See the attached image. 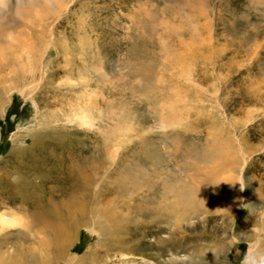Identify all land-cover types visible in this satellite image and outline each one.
<instances>
[{
  "label": "rangeland",
  "instance_id": "1",
  "mask_svg": "<svg viewBox=\"0 0 264 264\" xmlns=\"http://www.w3.org/2000/svg\"><path fill=\"white\" fill-rule=\"evenodd\" d=\"M0 38L3 263L23 254L44 263L42 235L32 230L22 250L19 224L1 225L23 217L14 189L62 186L61 160L91 158L94 186L158 190L140 196L150 212L168 211L165 187L182 189L193 215L173 232L177 254L150 247L98 260L95 251L96 261L73 264H241L246 251L264 248V0H20L3 13ZM85 108L90 125L79 121ZM97 241L80 227L53 264Z\"/></svg>",
  "mask_w": 264,
  "mask_h": 264
},
{
  "label": "bare ground",
  "instance_id": "2",
  "mask_svg": "<svg viewBox=\"0 0 264 264\" xmlns=\"http://www.w3.org/2000/svg\"><path fill=\"white\" fill-rule=\"evenodd\" d=\"M2 15L3 13H0V19L2 18ZM38 17H41V15ZM2 41H6L4 37ZM26 45H28L25 49L26 51L22 54H24L23 56L26 60L25 63L27 62V65L31 66L32 64L28 57L29 52H31V50L33 51L32 43H25V46ZM2 53L0 51V72L4 66L2 65L3 63H1L3 57ZM24 64L19 63V68L25 75L26 71L25 68H23ZM33 65L35 64L33 63ZM32 69L34 70V67H29V73L27 72V75H33L31 74L33 72ZM1 78L2 74L0 75V79ZM86 82L88 81L84 78L83 83H81L83 88L86 86ZM14 85L17 86V84ZM94 95L95 93L89 94L86 102L88 107L93 103L92 107H96L97 104L93 99ZM92 110L93 109H91V111ZM98 110L99 108L97 111ZM87 111L85 108V110L83 109L80 113L79 121L81 124L84 123V121L86 123H84L85 125L88 123L90 125L93 122L89 119L90 115L88 116ZM62 146L63 145L60 143L59 149H61ZM50 159L47 160L48 163H52V160ZM93 159L95 158H91V160ZM91 160L88 162L77 160L69 167L65 166L61 160V164H57L58 167L54 169L55 173L59 176H55L54 179L61 183L62 186L21 185L20 187L19 185V188L14 189V194H11V200L13 201L14 197L20 200L19 202L21 203L19 209L21 210L23 217L19 223L16 224L9 221L7 222L2 218L1 222L3 224L1 223V225H6L7 223V225H11L12 227L19 224V237L22 241V244L20 245L21 249L25 250L24 248H26L30 235H34L31 232L33 230L34 233H38L39 235H42L41 237H44L39 239V254L43 255L44 258V263L42 264H53L57 262V259H61L64 253L70 250L77 230H79L80 227H88L92 233L93 231L97 233L98 241L95 247L96 250L87 252L81 258L72 257L67 264H73L74 262L84 260L85 258H91L96 261L95 251L98 254V260L101 254L107 257L121 256L127 253L141 252V250H147L150 247L160 248L161 251L169 250L171 253L177 254L176 250L173 249L179 247L180 242L173 237V232L179 229L182 220H189L193 215V200L181 196L180 192H183L184 190L169 186L165 187L168 195L165 201L171 200L170 204L167 206L168 211L166 209L164 211V207L160 206L159 208L158 205V208H154L153 211L150 212L149 207L144 208V205L140 204L143 201V197L140 198V196L146 194L149 198H152L157 195L158 190L147 189L148 187L145 188L140 186H123L124 188H119V186L118 188H111L110 186H107L100 189L99 186H94L96 179V177H94V171L92 170L93 172H89ZM56 163L57 162H55L54 165ZM93 169L95 170L97 168L95 167ZM91 184L94 185L91 186ZM161 195L163 197L162 191ZM125 198L128 199L125 200ZM159 201L160 200H158V202ZM135 202L138 203L136 204ZM179 214L181 219L178 217ZM185 216H187V218H185ZM164 226H167L170 230L168 232L169 237L167 238L161 234L164 230ZM176 232L177 231H175V233ZM146 235H151L152 238L156 237L154 238L153 243L144 242L143 238ZM225 248V246H222L221 249H219L222 254L225 253ZM24 256L25 255L23 254V256H20V259H13L11 264H40L37 259H32L27 262V257L25 256V259ZM200 258L205 260L202 257ZM203 262L205 264L207 263L205 261ZM219 262H215L214 264L224 263L221 259ZM6 263L7 261L3 263L0 259V264ZM190 263L195 264L193 260L189 261L187 264ZM199 263L203 264L202 262ZM182 264H184V262Z\"/></svg>",
  "mask_w": 264,
  "mask_h": 264
},
{
  "label": "clouds",
  "instance_id": "3",
  "mask_svg": "<svg viewBox=\"0 0 264 264\" xmlns=\"http://www.w3.org/2000/svg\"><path fill=\"white\" fill-rule=\"evenodd\" d=\"M20 0H0V13H9L18 6ZM241 264H264V248H257L243 254Z\"/></svg>",
  "mask_w": 264,
  "mask_h": 264
}]
</instances>
